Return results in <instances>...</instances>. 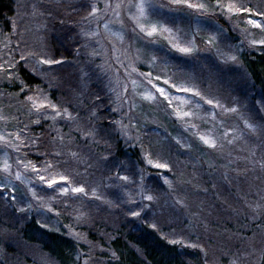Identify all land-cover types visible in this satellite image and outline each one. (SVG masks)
<instances>
[{"label": "rangeland", "instance_id": "obj_1", "mask_svg": "<svg viewBox=\"0 0 264 264\" xmlns=\"http://www.w3.org/2000/svg\"><path fill=\"white\" fill-rule=\"evenodd\" d=\"M16 1L20 9L18 10L19 22H16L7 33L0 31V65L14 64V67L9 68L7 72L0 70V135L6 136L10 143L19 144L20 141L15 139L16 134L19 133L21 138L23 132L37 125L34 123L37 120H49L57 130L63 132V139L67 142L61 144L62 164L48 168L46 166L38 168L35 165L40 169V175L46 178L68 176L69 181L62 186L69 188L67 194L78 198V204L93 200L97 202L99 209L104 206L111 211L118 204H125L141 214L150 213L156 227L167 226L168 234L172 233L171 237L174 240L187 244L189 243L187 241L192 239L193 244L200 248L209 245L217 248L223 243V238L231 241L223 232L222 224L224 225L225 220L230 222L236 231V228L241 227L240 223L249 230L254 220L264 219V168L261 167L264 163V142H262L264 133L253 136L244 124L245 120L252 124L261 123L260 115L264 113V105L257 101L259 104L257 103L255 108H249L251 106L248 107L247 103H243L245 105L239 103L236 99L237 94L236 101L229 100L236 93L238 85H245L251 79L242 61V55L247 54L255 58L264 50V45L253 47L248 43L253 39H264V29L256 28L248 23L249 19H256L264 24V16L257 15L264 11V0H220L225 6L231 3L237 8L247 6L252 9L251 13L233 12L231 14L225 9L223 15L220 14L218 7H214L217 0H192V2L204 3L207 6V14L201 17L195 10L182 8L175 13L165 10L159 13L149 12L147 18L140 20V23L146 27L155 24L160 29L171 28L174 34L176 29H179L183 40L195 36V44L200 51L194 58L185 57L171 50L165 39V37L171 39L167 32L153 37H147L140 32L136 21L132 19L137 10L135 7L127 6L129 0H124L125 6L118 10L119 16L115 15L113 8L120 0ZM103 2L110 3L113 8H109L106 13H98L97 20H93L89 16L91 6L95 4L102 9ZM137 2L138 0H131L132 4ZM154 2L167 5L169 0H154ZM198 17L202 22L198 23ZM55 20L62 21L65 25L54 26ZM105 23H108V29L104 28ZM134 28L135 33L132 32ZM91 31H99L100 44L83 35ZM212 36L216 37V41L209 46L205 41ZM57 46L63 50L64 48L72 50L75 46L74 54L70 58L69 56L60 57L56 50ZM41 51L64 63L53 65L49 69L48 66L38 65L36 57H29L26 63L20 60L21 55L28 57L30 52ZM93 51L100 55L91 57L90 53ZM230 55L237 57L235 63H220ZM71 63L79 66V83L81 90L85 93H78V95L75 93V95L79 99L86 98L91 103V113H96L95 108L104 105L102 99L108 102V106L115 114V125L125 148L140 150L142 166L137 165L134 174L113 173L103 181H91L93 183L89 186V183H85L82 174L91 170L88 166L89 162L87 165L84 159L89 154L86 149L88 147L85 146L80 149L83 154L78 161L81 168H76L80 174L74 182L70 178L73 176V173L69 171L72 168L70 155L66 152L67 145L73 142L70 135L73 129L82 133L81 135H88L90 131L76 120L47 119L46 117L53 115L51 110H41L37 113L31 109V104L26 100L27 96L46 95L52 103L58 105L51 100L49 88L44 87L32 94H21L23 92L21 89L23 88L24 91L26 89L19 79V66H28L44 82L50 83L58 77L68 80L72 69L68 67ZM100 65H103L106 71H102ZM133 67L137 70L136 72H132ZM129 72H132L131 77L128 75ZM60 73L64 75L61 76ZM139 73H151V83ZM9 75L11 79L8 78ZM157 76L160 77L159 80L155 79ZM131 80L137 81L135 88ZM165 80L168 83H165ZM15 81L18 82L17 92L12 88ZM172 84H175L176 88H173ZM125 85L129 89L127 93L123 92ZM193 85L206 99L218 100L226 107H236L238 111L228 113L223 109L207 105L191 93L178 91L181 87ZM225 85H231V90L228 87L224 90ZM158 88H164L169 94V98L173 101L171 107L162 96L158 95ZM144 93H157V100L141 99V94ZM99 95H102V98L95 100L94 97L97 99ZM188 101L191 102L188 103ZM65 108L70 113L68 107H60L61 111ZM174 109L191 111L195 115L180 120L174 114ZM71 114L74 116L73 112ZM117 121L121 124H117ZM192 125H195V128ZM198 134L211 135L217 141V148L211 149L202 144ZM238 135L240 138L234 140L233 137ZM168 141L179 144L188 155L189 152L193 153L194 158L191 157L190 161L197 167L199 174L195 173V176L187 174L185 168L188 164L187 158L178 162L177 166L182 167L183 170H180L173 179L168 173L169 169L153 166L156 163L167 164L157 145L166 144ZM77 146L75 143L72 148L76 151ZM21 148L22 144L19 152L12 147L3 149L0 143V149H3L0 150V181H10L7 188L0 187V264H9L5 256L9 251L22 254L21 262L26 263L25 257L28 256V263L53 264L48 262L36 247H31L21 238L16 227H20L23 220L17 219L34 217L38 223L46 227L68 233L77 242L86 243V238L82 231L76 230V226H71V222L64 221L49 202V199L52 201L58 198L59 193L64 197L60 186L54 185L53 188H48L37 179L36 173L30 168L25 169L16 163L17 159L24 160L25 163L29 162ZM145 157L150 158L153 165H149ZM5 162L12 165V175L3 171ZM100 164H96L99 169L106 163L102 161ZM107 167L106 165L105 168ZM45 168L48 170L45 171ZM17 171L21 173L20 180L15 179ZM154 171L163 178V183L164 178L172 181V188L169 189L164 183V191L158 196L148 192L149 186H145V184L148 185L146 178ZM124 176L128 177L127 181L120 179ZM216 181H220V187ZM204 182L211 183L212 188L206 190ZM80 186L85 188L87 195L71 192L72 187ZM30 188L35 189L36 195L41 198L39 201L32 196ZM192 189H198V191L192 193ZM93 190H95V196ZM47 191L53 196L47 197ZM12 195L16 196L15 201L11 200ZM147 195H152L155 199L151 202L147 201L144 199ZM177 200L183 201V205L175 203ZM201 203L206 206L204 209L210 210L213 215H216L213 211L216 210L218 213L220 207L227 208V211L218 213L221 221L215 223L205 217L206 210L196 209ZM29 204L31 208L27 212L18 210L26 208ZM144 205L149 207L141 211L140 206ZM12 214H15L16 218ZM74 216L76 220L74 225H81L86 221L84 214L80 211ZM258 231L255 229L252 234V236L256 235L253 237L255 242H248L247 245L257 253L261 251L263 243V234ZM235 245L236 243L233 244V248Z\"/></svg>", "mask_w": 264, "mask_h": 264}, {"label": "trees", "instance_id": "obj_2", "mask_svg": "<svg viewBox=\"0 0 264 264\" xmlns=\"http://www.w3.org/2000/svg\"><path fill=\"white\" fill-rule=\"evenodd\" d=\"M18 10L20 9L16 0H0L1 32L7 33L16 22H19ZM53 25L64 26L65 24H62V21L55 20ZM74 48L75 46L72 48L73 51L67 48L63 50L57 46L56 50L59 52L60 57L69 56L70 58L74 54ZM242 61L251 79L245 85H238L236 93L229 100L236 101L237 99L239 103H247L248 107L251 106L249 108H255L257 101L264 105V50L257 54L255 58L243 54ZM70 67L72 69L68 80L65 78L62 80L58 77L53 81L51 80L50 83L44 82L38 74L34 73L26 65L19 66L18 71L19 79L26 89L21 92L22 95L32 94L34 91L44 87L49 88L48 93L51 100L60 107H68L70 113L73 112L74 116L77 117L76 121L87 127L92 133L91 136L81 135L82 133L73 129L70 135L73 142L67 145L66 148L67 154L70 155L72 167L69 171L73 173L70 178L74 182L79 178L80 172L76 168H81L78 161L83 154L80 149L85 146L88 147L86 149L89 154L83 158L86 159L87 165L89 162L90 165L88 166L91 170L89 172L84 170L87 173L82 174L85 183H89V186L97 180L108 179L113 173L134 174L137 170V165L142 166L140 150L131 147L125 148L115 125V114L108 106V102L102 99L104 105L95 108L96 113H91V103L86 98L79 99L75 95V93L77 95L78 93H85L81 90L79 83V66L71 63L68 69ZM60 74L61 76L64 75V73ZM13 83L12 88L17 92L16 85L18 82L15 81ZM231 85H225L224 90L227 87L231 90ZM236 94L239 98L235 99ZM100 98H102V95H99L97 99L94 97L95 100ZM62 134L63 132L59 129L57 130L49 120H41L39 124L23 132L21 139L24 143L21 149L26 158L36 167L43 168L46 166L48 168L49 164L52 167H57L63 161L61 144L67 142L66 139H62L60 142V137L64 136ZM75 143L78 145L76 151L72 148ZM157 147L162 152L160 154L164 158V162L170 166V172L168 173L172 179L176 178L180 170H183L182 167L177 166L178 162L182 161L183 158L188 160V164L185 166L187 174H193L192 176H195V173L199 174L197 167L193 166V162L191 163L190 161L191 157L194 158L192 152H189L188 155L186 150L181 148L179 144H173L171 141L163 145L158 144ZM57 153L60 155L56 156L55 154ZM71 153H76L77 155L72 156ZM175 154L177 156L174 157ZM102 161L106 164L99 169L96 164H102ZM106 165L108 166L107 168H105ZM146 179L148 185L145 184V186H149V188L147 187L148 192L158 196L164 191L163 178L156 174L155 171L150 173ZM80 180L82 181L81 178ZM216 183L219 187L221 186L220 181H216ZM210 185L211 183L204 182V186L207 187L206 190L212 188ZM191 191L194 193L198 189H192ZM46 193L47 197L53 196L49 191ZM57 197L52 201L49 199L53 209L58 212V215L64 221L71 222V226H76V230L82 231L86 238V243L77 242L64 231L42 225L34 217L17 219L18 221L23 220V224L20 227H16L26 244L36 247L38 252L43 254L48 262L53 264H234V262L235 264H264L263 218L254 220L249 230H246L245 225L240 223L241 227L236 228L237 232L230 222L223 220V232L228 235L227 238L231 241L223 238V243L217 248H214L213 245L200 248L191 246L196 245L193 244L192 239H189L187 244L172 243L171 241L174 239L171 236L173 234H168L169 229L167 226L153 228L152 225L154 223L150 213H142L138 217L132 216L131 212L133 210L125 204H118L117 207L109 211L104 206L99 209L96 205L97 202L93 200L78 204V198L72 196V194H64L63 197V194L59 193ZM204 206L201 203L197 206L199 208L196 209L204 211L206 210ZM79 211L84 214L86 221L84 224L74 225L76 223L74 215L79 213ZM226 211L227 208L220 207L218 213L222 214ZM213 212L216 215L211 214L210 210H206L205 217L212 222H220L221 220H219L216 210ZM12 216L16 218L15 214H12ZM255 229L263 234L262 249L258 253L247 247L248 242H255L253 237L256 235L252 236ZM234 243L236 245L233 248ZM5 256L9 264H33L28 263V256L25 257L26 263L25 261L21 262L23 259L21 256L23 255L14 251L7 252Z\"/></svg>", "mask_w": 264, "mask_h": 264}, {"label": "snow or ice", "instance_id": "obj_3", "mask_svg": "<svg viewBox=\"0 0 264 264\" xmlns=\"http://www.w3.org/2000/svg\"><path fill=\"white\" fill-rule=\"evenodd\" d=\"M123 6H125L124 0H120V2L116 3L114 8L108 2H103V8L102 9L97 7V5L93 4L91 6L92 10L89 13V16L93 20H97L98 13H101V12L106 13V11L109 8H113L115 15L119 16L118 10L121 9V7H123ZM127 6L136 8V10H137L136 14L134 16H132V19L134 21H136L137 26L139 28V31L144 33L147 37L162 35L164 32H167L171 36V39H169L168 37H165V39H167L171 50H174L175 52L180 53L185 57H193V58L196 57V55L199 53L200 49H199L198 45L195 44V36H192L187 40H183L181 35L179 34L180 33L179 29H176V32L174 34L173 29H171V28L164 27V28L160 29L155 24L151 25L150 27H146L144 24L140 23V20L142 18H147L149 12L159 13L161 10H165L169 13H175L176 10L182 9V8H188V9L195 10L202 17L205 14H207V6L204 3L192 2V0H169V3L167 5H165V4H157L154 2V0H138L137 3L132 4L131 0H129ZM214 7H218L220 9L221 15L224 14L225 9H226L227 13H229V14H231L233 12L251 13V11H252V9L248 8L247 6H240L239 8H237L234 4H231V3L225 6L224 4H222L220 2V0H217ZM208 15H212V14H208ZM257 15L258 16H264V11L257 13ZM199 22H202V21L198 17V23ZM173 23H175V18H173ZM248 23L255 26L256 28L264 29V24H261L256 19H249ZM104 28L108 29V23L104 24ZM135 31H136L135 28L132 29L133 33H135ZM197 31H199V29H197ZM83 35L86 38H88L89 40H94L97 44H100V40H99L100 33H99V31L85 32ZM121 39H123V37H121ZM215 41H216V37L212 36L209 39H207V41H205V43L207 45L211 46L215 43ZM152 42L154 43L155 41H152ZM248 43L253 47H256L257 45H264V39H259V40L253 39V40H250ZM85 47H87V45ZM90 55H91V57L95 58L98 55H100V53L93 51L92 53H90ZM29 57H36L37 58L36 63L38 65L48 66L49 69H51V67L53 65H60V64L64 63V61H62V60H57V59L49 57L48 54L46 52H43V51H41V52H30L28 54V57L21 55L20 60L24 61L26 63L28 61ZM153 60H155V57H153ZM236 61H237V57L235 55H230V56H226V58L224 60H222L220 63L221 64H229V63H235ZM12 67H14V64H11V63L7 64V66L0 65V70L7 72V70L9 68H12ZM99 67L101 68L102 71H106V69L104 68L103 65H100ZM136 71L137 70L133 67L132 72H136ZM132 72L128 73L129 77H131ZM139 75L143 76L145 79H148L149 83H151V79H150L151 73H139ZM8 78L11 79V76L9 75ZM155 79L159 80L160 77L157 76ZM164 82L168 83L167 80H165ZM117 83H119V81H117ZM131 84H132L133 88H135V86L137 85V81L131 80ZM172 87L176 88V85L172 84ZM21 91H24V89L22 88ZM113 91H114V89H113ZM128 91H129L128 86L125 85L123 87V92L127 93ZM178 91H181L184 93H191L192 96L199 97L200 100H202L207 105H212L214 108L223 109L225 112L236 113L238 111V109L236 107H226L225 105L221 104L218 100L206 99L202 95L201 91L195 85H193L192 87H181L178 89ZM157 93L159 96H162L165 101H167L168 106L171 107L173 105V101L169 98V94L166 92V90L164 88H158ZM157 93L141 94V99L147 100V101H156L157 100ZM119 98L120 97L118 95V99ZM26 100H27V102H29L31 104V109L37 113H40L41 110H45V111L51 110L53 115H51L50 117H46V118L51 119L52 121H55L57 118H61L62 120H65V119L66 120H76L77 119V117L72 116V114L69 113L66 108L63 111H61L60 107L58 105L52 103L46 95H44V96H39V95L38 96H27ZM190 102L191 101H188V103H190ZM257 103L259 104V102H257ZM197 107H199V105H197ZM257 111L259 112L260 109L258 108ZM174 114L176 115L177 119H180V120H183L186 117H192L195 115V113H193L191 111H181L179 109H174ZM213 116H215V113H213ZM260 121H261V123H259V124H252V123H249L247 120L244 121V124L246 125L247 129L249 130V132L253 136H258L260 133H264V113H261ZM34 123L39 124L40 121L37 120ZM116 123L121 124L120 121H117ZM25 127H27V126H25ZM123 127H126V126H123ZM192 127L195 128V125H192ZM88 135L91 136L92 133H88ZM239 138H240L239 135L233 137L234 140L239 139ZM15 139L20 141V143L19 144L10 143L7 140L6 136L0 135V143H2L3 149H7L8 147H12V148H15V150L17 152H19L20 151V145L23 144L24 141L21 140L19 133L16 134ZM60 139L62 140L63 137H60ZM198 139L202 144L207 145L211 149H216L218 146L216 139L213 138L211 135L198 134ZM177 142L179 143V141H177ZM262 142H264V141H262ZM229 143H232V141H229ZM189 147H190V145H189ZM3 149H0V150H3ZM55 155L59 156L60 154L57 153ZM71 155L76 156L77 154L71 153ZM145 159L147 160V163L149 165H153V161L150 158L145 157ZM16 163L18 165H22L25 169L30 168L32 172L36 173L37 179L40 182H42L43 184H45L48 188H53L54 185H57V186H60L61 191L64 194H67L69 192L68 187L62 186L64 183H67L69 181L68 176L59 175L58 178H56V177L46 178L44 175H40V169L36 168L35 165H32V163L30 161L25 163L24 160L17 159ZM153 166L156 168H163V169H169L170 168V166L168 164H162V163H156ZM48 167H52V165L49 164ZM261 167L264 168V163L261 164ZM11 169H12L11 164H9L7 162H5L3 164V171L5 173L12 175ZM47 170L48 169L45 168V171H47ZM15 179L16 180L21 179V173L19 171H17L15 173ZM120 179L127 181L128 177L124 176V177H120ZM9 183H10V181H8V180L0 181V187L7 188ZM164 183L168 186L169 189L172 188V181L168 180L167 178H164ZM29 191L31 192L32 196L36 200L39 201L41 199L40 197H38L36 195L34 188H30ZM13 192H15V188H13ZM71 192L72 193H84L85 195H87L85 188L83 186L72 187ZM93 195L95 196V190H93ZM144 199L151 202L155 199V197L152 195H147L146 197H144ZM11 200L15 201L16 196L12 195ZM175 203L183 205V201H180V200L175 201ZM41 207H43V204H41ZM147 207H149V206L144 205L143 207H141V211H143L144 208H147ZM30 208H31V204H29L26 208H19L18 210L21 212H27ZM131 215L138 217L141 215V212L132 211ZM152 227L155 228L156 225L153 224ZM75 235L79 236V234H75ZM171 242L172 243H179L180 241L173 240ZM191 246L196 247L197 245H191ZM113 255H115V254H113ZM234 264H235V262H234Z\"/></svg>", "mask_w": 264, "mask_h": 264}]
</instances>
